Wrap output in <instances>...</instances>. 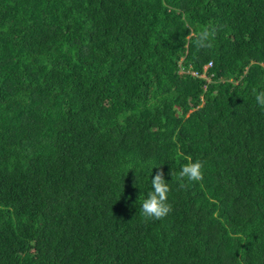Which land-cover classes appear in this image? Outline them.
<instances>
[{
    "label": "trees",
    "instance_id": "1",
    "mask_svg": "<svg viewBox=\"0 0 264 264\" xmlns=\"http://www.w3.org/2000/svg\"><path fill=\"white\" fill-rule=\"evenodd\" d=\"M254 88L264 0H0V264H264Z\"/></svg>",
    "mask_w": 264,
    "mask_h": 264
},
{
    "label": "clouds",
    "instance_id": "2",
    "mask_svg": "<svg viewBox=\"0 0 264 264\" xmlns=\"http://www.w3.org/2000/svg\"><path fill=\"white\" fill-rule=\"evenodd\" d=\"M217 34V27L209 24L201 28L199 32L193 34L192 40L197 49H206L213 47V41ZM254 98L257 106L264 110V89L257 91L253 89ZM177 176V182L180 188L186 185L185 180L198 182L203 179L204 163L201 160L192 161L190 157ZM155 174L151 177L152 191L147 193L141 206V215L145 220H160L166 217L172 211V205L168 202V193L170 186L164 178V172L158 166ZM171 175V173H170Z\"/></svg>",
    "mask_w": 264,
    "mask_h": 264
}]
</instances>
